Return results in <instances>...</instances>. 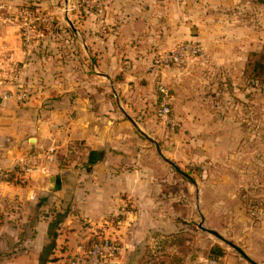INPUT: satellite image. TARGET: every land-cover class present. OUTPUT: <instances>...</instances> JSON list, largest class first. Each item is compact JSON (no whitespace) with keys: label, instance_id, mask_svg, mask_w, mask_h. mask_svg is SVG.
I'll use <instances>...</instances> for the list:
<instances>
[{"label":"crops","instance_id":"1","mask_svg":"<svg viewBox=\"0 0 264 264\" xmlns=\"http://www.w3.org/2000/svg\"><path fill=\"white\" fill-rule=\"evenodd\" d=\"M0 3V166L37 155L25 181L0 182V264H67L98 235L122 244L117 264H198L194 236L210 248L212 216L234 220L235 244L264 264V127L241 62L158 65L185 27L178 37L126 16L103 35L97 20L41 23L27 45L19 9L57 6ZM212 56L246 62L249 52ZM158 79L171 89L176 130L157 116ZM197 218L199 231L183 224Z\"/></svg>","mask_w":264,"mask_h":264},{"label":"rangeland","instance_id":"2","mask_svg":"<svg viewBox=\"0 0 264 264\" xmlns=\"http://www.w3.org/2000/svg\"><path fill=\"white\" fill-rule=\"evenodd\" d=\"M51 2L57 7L55 9L45 8L43 13L50 16L51 22L48 24L51 26L49 30H54L58 25L57 22L67 20V18L74 21L91 19L98 21V30H100V33H98L103 35L106 33L109 21L110 23H116L124 16L139 18L151 30L154 27L156 29L162 27L164 34L170 33L171 28H173V32L178 31V37L181 35L183 26L186 29L185 38H180L177 43L193 41L199 45L207 59L194 57L192 63L201 69L238 67L239 62H241L239 67L246 69L247 60L245 62L242 56L241 59L233 57L228 60L222 56L219 57V61L222 62L215 64L213 63L215 58L212 55L229 56V54L235 55L240 52L244 54L252 51L264 52V0H51ZM64 3L67 6L65 8L66 12L64 10L58 11V6L63 8ZM15 16L19 21L20 13L18 12ZM166 49H161L156 54V58L160 52L166 51ZM246 71V76L244 75L245 83L247 85H257V94L253 95V100L258 103L260 109L256 126L262 129L264 127L262 122L264 121V109H262L264 104V80L259 85L253 81L249 82L250 70ZM159 80L161 79L157 81ZM260 111H263L262 117ZM181 126V124H177L174 130ZM199 223H201L200 218L195 219V221L183 222L184 225L186 224V226L194 228L196 231L200 230L198 228ZM205 225L218 232L224 231V228L228 229L231 235H224V237L235 243V236L233 235L234 220H219L218 217L213 218L212 216L210 220L206 221ZM209 236L210 248L206 234L196 233L194 236L195 247H200L202 244L204 246V252H201L198 258V264L202 257H220L225 264L240 262L250 264L232 246L212 234ZM219 249H221V253H219Z\"/></svg>","mask_w":264,"mask_h":264},{"label":"built area","instance_id":"3","mask_svg":"<svg viewBox=\"0 0 264 264\" xmlns=\"http://www.w3.org/2000/svg\"><path fill=\"white\" fill-rule=\"evenodd\" d=\"M7 11L6 5L0 3V16ZM20 20L18 21L22 29L23 38L27 45H30L33 34L41 23H50V16L44 15L42 11H35L29 6H24L18 11ZM18 19V18H17ZM4 20H10V17L4 16ZM200 57L207 59L199 45L193 41L178 43L173 48L162 51L157 56L158 65L173 64L183 65L188 58ZM19 98L28 99L30 90L19 86ZM157 90L159 97V108L157 110L158 118L171 125H176L172 117L173 96L170 87L162 79L157 81ZM37 155H26L21 157L12 168L0 166V182L25 181L28 174L34 169V158ZM122 244L107 236H95L89 242L77 247L76 251L70 256L67 264H112L118 260L122 253ZM200 264H225L220 257L200 259Z\"/></svg>","mask_w":264,"mask_h":264},{"label":"trees","instance_id":"4","mask_svg":"<svg viewBox=\"0 0 264 264\" xmlns=\"http://www.w3.org/2000/svg\"><path fill=\"white\" fill-rule=\"evenodd\" d=\"M45 27L47 28L48 26ZM246 69L250 70L248 78L258 80V82L261 83L264 80V53H258L254 51L250 52ZM219 250V253H221V249Z\"/></svg>","mask_w":264,"mask_h":264},{"label":"water","instance_id":"5","mask_svg":"<svg viewBox=\"0 0 264 264\" xmlns=\"http://www.w3.org/2000/svg\"><path fill=\"white\" fill-rule=\"evenodd\" d=\"M158 150H159V152L162 154V152H161V148H160V146L158 145ZM163 157H164V155H163ZM208 231L210 232V233H212L213 235H215V236H217V237H219V238H221L223 241H225L226 243H228L230 246H232L234 249H236L245 259H247L250 263H252V264H260V263H257L256 261H254L253 259H251L248 255H247V253L244 251V250H242L239 246H237L235 243H233V242H231V241H229V240H227V239H224V237H222L218 232H216V231H214V230H212V229H208ZM112 264H117L116 262H114V263H112Z\"/></svg>","mask_w":264,"mask_h":264}]
</instances>
